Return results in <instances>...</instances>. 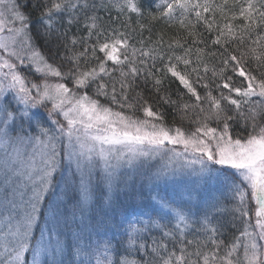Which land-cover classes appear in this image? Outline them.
I'll list each match as a JSON object with an SVG mask.
<instances>
[{
  "label": "snow or ice",
  "instance_id": "6c2138e0",
  "mask_svg": "<svg viewBox=\"0 0 264 264\" xmlns=\"http://www.w3.org/2000/svg\"><path fill=\"white\" fill-rule=\"evenodd\" d=\"M0 264H264V0H0Z\"/></svg>",
  "mask_w": 264,
  "mask_h": 264
},
{
  "label": "trees",
  "instance_id": "16d2710c",
  "mask_svg": "<svg viewBox=\"0 0 264 264\" xmlns=\"http://www.w3.org/2000/svg\"><path fill=\"white\" fill-rule=\"evenodd\" d=\"M148 2H149V0H144L145 5H147ZM217 2H220V0H217ZM101 15H103V13H101ZM113 15H115V12H113ZM135 21H136V17L133 16V26H134V27L136 26V25H135ZM237 23H240V21H237ZM152 27H153V33H152V35H153V39H155V34H156L157 32H163V33L165 34V39H168L169 37H171L172 35H174L175 32L177 31V28H176V27H171V28L166 27L162 22L155 23ZM144 35L147 36V35H149V33H148V32H145ZM177 88H178V85H176V84H173V85H172V89H173V90H175V89H177ZM138 115H139V113H138ZM166 122H167L169 125H171V124L173 123V120H172L171 115H168V116L166 117ZM175 123H176V124H180L181 121H180L179 119H177V120L175 121Z\"/></svg>",
  "mask_w": 264,
  "mask_h": 264
},
{
  "label": "rangeland",
  "instance_id": "374dc122",
  "mask_svg": "<svg viewBox=\"0 0 264 264\" xmlns=\"http://www.w3.org/2000/svg\"><path fill=\"white\" fill-rule=\"evenodd\" d=\"M121 199H123V197H121Z\"/></svg>",
  "mask_w": 264,
  "mask_h": 264
}]
</instances>
